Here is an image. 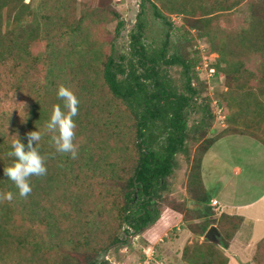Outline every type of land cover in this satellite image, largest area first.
I'll list each match as a JSON object with an SVG mask.
<instances>
[{
  "label": "trees",
  "instance_id": "16d2710c",
  "mask_svg": "<svg viewBox=\"0 0 264 264\" xmlns=\"http://www.w3.org/2000/svg\"><path fill=\"white\" fill-rule=\"evenodd\" d=\"M25 1L0 0V91L6 98L12 90L27 103L17 126L6 129L0 121V264H108L102 253L116 251L123 234L141 233L159 219L179 155L191 162L188 202L169 207L193 221L191 233L203 237L214 225L221 236V246L205 239L185 245L180 261L228 264L224 250L243 219L214 216L200 168L223 138L248 136L264 146V0H143L173 30L148 51L141 40L142 4L129 56L117 55L106 40L109 24L119 33L123 27L113 0ZM171 15L182 24L173 26ZM173 32L175 50L167 54ZM194 38L217 55L207 69L226 89L216 102L227 110L225 127L211 137L215 116L197 71L202 63ZM175 66L182 69L179 88L162 70ZM61 85L79 100L75 159L56 151L46 129L61 103ZM190 111L200 118L188 124ZM32 131L42 135L36 147L47 172L31 177L32 191L21 197L3 169L13 163L15 135L26 143ZM8 192L11 201L3 199ZM253 264H264V239Z\"/></svg>",
  "mask_w": 264,
  "mask_h": 264
},
{
  "label": "rangeland",
  "instance_id": "374dc122",
  "mask_svg": "<svg viewBox=\"0 0 264 264\" xmlns=\"http://www.w3.org/2000/svg\"><path fill=\"white\" fill-rule=\"evenodd\" d=\"M82 0H78L80 3ZM25 2H29L26 0ZM143 4L144 14L141 21L144 23L142 44L149 51L150 48H158L165 39V32H172L160 19L154 17L150 3L143 0H113L111 6L118 11L123 21V27L119 32L115 31V23L106 27V40L108 44L114 45L115 53L129 56V34L134 30L140 7ZM173 26L182 24L181 17L169 16ZM170 30V31H169ZM167 54L175 50L174 32L169 37ZM193 49L199 52L201 65L197 67L201 79L206 84V95L211 98V113L215 116L208 136H214L220 132L225 124L223 117L226 116V108H222V113L218 117L215 114L217 95L226 89L220 80L209 77L208 71L203 64H210L216 60V54H207V44L196 38L193 40ZM168 79L174 85L181 86L183 82L180 67H170L162 69ZM4 86V85H3ZM0 91V121L6 129L11 128L13 122L20 118L23 105H27L26 99L16 96L12 90ZM201 99L196 100L194 107L201 104ZM23 104V105H22ZM200 114L190 111L188 124L197 121ZM16 122V121H15ZM194 149H192V154ZM191 162H186L183 156H177V162L172 176L168 180V188L171 193L167 196L166 205H160L159 219L152 226L143 232H133L129 229V234H123L121 243L117 250L107 252L103 260L108 264H146L145 256H153L159 264H186L180 261L181 251L185 245H190L193 241L202 242L203 237L191 233L187 226L193 221L185 222L182 214L172 210L171 204L184 203L187 201L185 190ZM238 169L237 172L234 171ZM200 175L202 182L212 196L218 197L228 208L222 209L227 212L232 206L242 205V210L238 214L242 216V227L239 229L237 237L228 245L229 253L233 252L235 257H231V264H253V257L257 244L264 239V146L257 143L248 136H229L216 142L204 155L201 162ZM218 191L220 193L218 194ZM217 199V198H216ZM232 205V206H231ZM185 208V206L183 207ZM228 209V210H227ZM214 216H219L215 212ZM136 234V235H134ZM250 234V236H249ZM248 240L247 244L246 241ZM225 249V250H227ZM120 257V259H118ZM144 257V258H142ZM229 257L228 255L226 256ZM101 258V259H102ZM230 258V257H229ZM228 258V264H229ZM148 264H154L150 260Z\"/></svg>",
  "mask_w": 264,
  "mask_h": 264
},
{
  "label": "clouds",
  "instance_id": "9594fccd",
  "mask_svg": "<svg viewBox=\"0 0 264 264\" xmlns=\"http://www.w3.org/2000/svg\"><path fill=\"white\" fill-rule=\"evenodd\" d=\"M57 98L61 103L53 106L46 123V129L52 134L51 141L56 151L70 154L75 159L77 146L73 142L76 128L74 118L78 115L79 100L71 89L63 85L58 87ZM24 107L23 105L22 111ZM15 137L16 139L11 145L12 151L9 153L11 157H14V160L9 167L3 169V173L14 183L19 195L26 197L32 191L30 178L45 175L47 172L45 158L36 147L37 142L41 141L42 135L38 131L27 133L26 143L21 142L18 136L15 135ZM3 199L11 201L12 193L4 194Z\"/></svg>",
  "mask_w": 264,
  "mask_h": 264
},
{
  "label": "crops",
  "instance_id": "0c3cea01",
  "mask_svg": "<svg viewBox=\"0 0 264 264\" xmlns=\"http://www.w3.org/2000/svg\"><path fill=\"white\" fill-rule=\"evenodd\" d=\"M238 171V169L236 168L235 169V171H234V175H235V172H237ZM204 183V182H203ZM204 185V184H203ZM204 188H205V186H204ZM206 189V188H205ZM207 191V190H206ZM220 193V191H218V194ZM217 198V199H216ZM211 200H216L217 202H218V204L220 205V207H224V208H228L227 206H226V204L225 203H223L220 199H218V197H217V195L216 196H212V199ZM232 206V205H231ZM223 207H222V209H223ZM228 210V209H227ZM241 211L242 210V205H240V204H237L236 206H232L231 207V209L229 208V210L226 212V213H229V214H233V215H237V216H240L239 214H238V211ZM240 217H242V216H240ZM243 222V221H242ZM242 227V223H241V225H240V227H239V229ZM239 229H238V231H239ZM238 231L236 232V234H235V236H234V238L235 237H237V234H238ZM249 236H250V234H249ZM234 238L232 239V240H234ZM231 240V241H232ZM247 242H248V240L246 241V244H247ZM224 253H225V255L227 256H229L228 258H229V264H231V257L233 256V257H235V254L234 255H230V254H233V252L232 251H230V253H229V250L227 249V250H224Z\"/></svg>",
  "mask_w": 264,
  "mask_h": 264
},
{
  "label": "built area",
  "instance_id": "2783aa9c",
  "mask_svg": "<svg viewBox=\"0 0 264 264\" xmlns=\"http://www.w3.org/2000/svg\"><path fill=\"white\" fill-rule=\"evenodd\" d=\"M207 65L208 64H203V66H204V69L206 70V71H208V75H209V77H212L213 76V74H214V70L213 69H207ZM217 104V103H216ZM222 108L221 107H219L218 105H216V107H215V114H216V116H220L221 115V113H222ZM224 118V117H223ZM222 118V119H223ZM210 203H211V206L215 209V212L217 213L218 212V215H220L221 213H222V207H220V205L218 204V202L216 201V200H211L210 201ZM150 260V262L152 263V261H153V263L154 264H158L156 261H155V259L153 258V256H147V258H146V256H145V260L144 261H146V264H148L149 261ZM159 264H164V263H159Z\"/></svg>",
  "mask_w": 264,
  "mask_h": 264
},
{
  "label": "water",
  "instance_id": "95a60500",
  "mask_svg": "<svg viewBox=\"0 0 264 264\" xmlns=\"http://www.w3.org/2000/svg\"><path fill=\"white\" fill-rule=\"evenodd\" d=\"M220 238H221L220 233L218 232V229L214 225L210 226L203 236V239L217 246H221Z\"/></svg>",
  "mask_w": 264,
  "mask_h": 264
},
{
  "label": "flooded vegetation",
  "instance_id": "af4514ba",
  "mask_svg": "<svg viewBox=\"0 0 264 264\" xmlns=\"http://www.w3.org/2000/svg\"><path fill=\"white\" fill-rule=\"evenodd\" d=\"M136 23H137V21H136ZM106 256V255H105ZM103 259V258H102Z\"/></svg>",
  "mask_w": 264,
  "mask_h": 264
}]
</instances>
